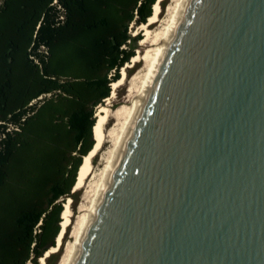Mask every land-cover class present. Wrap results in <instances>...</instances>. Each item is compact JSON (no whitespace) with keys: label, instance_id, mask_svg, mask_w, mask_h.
<instances>
[{"label":"water","instance_id":"obj_1","mask_svg":"<svg viewBox=\"0 0 264 264\" xmlns=\"http://www.w3.org/2000/svg\"><path fill=\"white\" fill-rule=\"evenodd\" d=\"M75 264H264V0H189Z\"/></svg>","mask_w":264,"mask_h":264},{"label":"trees","instance_id":"obj_2","mask_svg":"<svg viewBox=\"0 0 264 264\" xmlns=\"http://www.w3.org/2000/svg\"><path fill=\"white\" fill-rule=\"evenodd\" d=\"M156 1L0 3V264H39L56 244L96 107L135 55L129 25Z\"/></svg>","mask_w":264,"mask_h":264},{"label":"bare ground","instance_id":"obj_3","mask_svg":"<svg viewBox=\"0 0 264 264\" xmlns=\"http://www.w3.org/2000/svg\"><path fill=\"white\" fill-rule=\"evenodd\" d=\"M163 1L157 0L154 3L151 16L146 22L140 24L135 33L143 31L140 42L144 46L143 51L138 48L133 59L123 66L121 77L112 83V93L106 98L107 104L97 107L96 122L93 128L95 144L91 151L83 157L74 186L75 191L83 190V202L78 209L80 213L73 220L72 217L75 215L71 206L72 198L69 197V200L64 203L61 231L56 238L57 243L40 258L42 264L46 263V258L63 246L64 252L58 264H75L77 261L82 245L121 160L142 104L157 78L174 32L189 5V0H171L163 14V8H161ZM137 62L144 63L143 67L129 77L128 68L133 67ZM127 80L129 81L127 95L130 103L111 108L109 104L111 98L115 96L116 89ZM111 117L115 119V122L107 128L106 124ZM106 142H110V146L105 149ZM97 156L101 158L99 164H95L94 161ZM69 227H71L69 230L71 239L65 243L63 239Z\"/></svg>","mask_w":264,"mask_h":264},{"label":"rangeland","instance_id":"obj_4","mask_svg":"<svg viewBox=\"0 0 264 264\" xmlns=\"http://www.w3.org/2000/svg\"><path fill=\"white\" fill-rule=\"evenodd\" d=\"M1 2H2V0H0V3ZM168 3L170 4L171 3V0H164L162 2V4H161L162 5L161 8H163V14H164V12H166V8L169 5ZM139 26H140V23L137 22V21H133L129 25V33H130V35L132 37L135 36L137 38L136 39H132L130 41V43H127L126 46H125V48H127L128 50H131L133 52V54H136L137 53L138 48H141L142 51L144 49V46H142L140 44L141 38L143 37V31L140 30L138 32V34H135L137 32V29H138ZM132 59H133V57H131L130 60L124 66H126ZM143 64L144 63H142V62H137V64L134 65L133 67H129L128 70H127L128 76L130 77L140 67H143ZM122 71H123V67L120 70V75H122ZM128 88H129V81L127 80L123 85H121L120 87H118L116 89L115 96L111 98V102L109 104V106L111 108H116V107H118V106H120L121 104H124V103H127V104L130 103V101L128 100L129 97L127 95L128 94V90H127ZM111 93H112V91H111ZM101 104H107L106 99H104ZM101 104H99V105H101ZM97 107H96V110H97ZM114 122H115V119L111 117L108 120V122L106 124V127L107 126H108L107 128L111 127V125ZM109 146H110V142H106L105 149L107 147H109ZM99 156H97V157L94 158L95 164H99L100 163L101 158ZM69 197L72 198L71 206H72L73 214L75 215L72 218H73V220H75L76 219V216L80 213L79 210H78L79 209V205L83 202V190L81 189V190L75 191L74 190V187H73V189L71 190V195L70 196H65L64 198H61L60 201L62 203H65L66 201L69 200ZM69 230H71V227H69V229L67 230V233H65V235H64L63 241L65 243L71 239V236H70V233H69L70 231ZM55 243H57V240H55ZM63 247H61V249L58 250L57 252L53 253L52 256H49L48 258H46V263H44V264H58L59 263V260L61 258V255L64 252V248ZM40 260L41 259L39 258L38 259L39 264H42L40 262ZM29 264H32V263L30 262Z\"/></svg>","mask_w":264,"mask_h":264}]
</instances>
